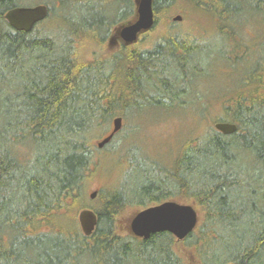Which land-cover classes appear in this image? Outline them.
Instances as JSON below:
<instances>
[{
	"label": "trees",
	"instance_id": "trees-1",
	"mask_svg": "<svg viewBox=\"0 0 264 264\" xmlns=\"http://www.w3.org/2000/svg\"><path fill=\"white\" fill-rule=\"evenodd\" d=\"M41 2L47 17L22 32L4 19L19 0H0V264H186L178 245L196 264H264V63L252 45L237 39L235 47L218 49L224 60H256L220 94L214 123H233L235 132L211 127L186 140L171 168L149 161L152 167L142 169L126 155L133 176L119 160L123 178L87 206L83 187L100 166L96 130L145 107L182 106L191 86L210 72L213 50L199 42L204 34L194 33L197 23L174 30L170 20L148 49L137 41L82 60L77 41L103 40L133 18L134 0H110L109 7L102 0ZM175 4L183 15L213 16L214 32L229 30L231 38L239 29L230 23L264 17V0H154V25ZM127 136L120 130L105 147ZM165 200H187L199 213L182 241L168 232L137 238L118 222L126 208ZM83 208L97 215L88 237L75 220Z\"/></svg>",
	"mask_w": 264,
	"mask_h": 264
},
{
	"label": "rangeland",
	"instance_id": "rangeland-1",
	"mask_svg": "<svg viewBox=\"0 0 264 264\" xmlns=\"http://www.w3.org/2000/svg\"><path fill=\"white\" fill-rule=\"evenodd\" d=\"M102 1L105 7L106 5L107 7L111 5L110 0ZM40 3H42L41 0H19L20 5L26 6ZM180 7V5L175 4L170 12L165 11V15H161L159 21L146 35L143 33V36H139L137 45L142 49H148L151 41L158 37L157 35L163 26L162 24L170 22V20L174 23V30L193 28L192 24L197 23V26L193 28L194 33L204 34L199 39V42L203 43L210 50H213L206 64V67L210 68V72L207 71V77L198 78L195 85L191 86L193 93L190 92L187 98L183 97L184 104L182 106L172 108L145 107L137 116L133 115L122 118L123 124L120 130L121 132H128V136L121 143L118 138H115V142L109 147H105L106 144L96 151L95 156L99 160L100 166L83 187L87 206L91 205V200H93L89 198L91 192L99 190L109 191L117 184L123 170V168L121 169V165L118 167L117 164L120 160L123 166L126 161L124 160L126 155L133 163L137 161V167L142 169H150L152 167L149 165V161H154L159 165L171 168L175 162L174 160L180 155L181 146L186 140L200 138L211 127H214L216 122L214 123L213 118L220 111V102L222 101L220 94L223 92L225 85H228L230 88L234 87L239 75L245 74L247 68L251 67L256 61H253L252 56L240 59L234 57L233 59L229 58L230 60L221 59L218 54L220 46L222 47L223 45L226 48H229V46L235 47L233 45L239 39L251 44V52L255 53L254 56L257 55V58H260L262 61L264 60V17H252V19L250 18L243 21L242 24L240 23L241 27L237 25L236 22L238 21L230 23L234 30L239 29L238 37L231 38L228 36L229 30L225 31L224 34L214 32L217 20L213 16L199 12H190L183 15ZM176 15L181 16L180 21H172V18ZM90 17L96 19L97 16L91 13ZM109 17L112 18L111 13H109ZM79 19L82 20V18ZM120 24L118 23L113 26L103 40H100L98 37H84L86 39H83V41L78 40L76 43L78 57L82 60L91 61L95 57L107 54L112 49L117 50L122 47L120 41H117V45L113 44L108 47L110 37L113 35L115 28ZM101 32L99 31V33ZM110 128L111 123H107L100 130H96V133L100 134V136L92 137L93 143L96 144L98 140L106 136ZM246 157L247 155H245ZM132 169L133 166H128V162L126 161L124 170L127 176H133L134 172ZM137 182H141V180ZM132 187V184L127 186L130 189ZM180 201L188 203L187 200ZM140 209L141 207L126 208L118 221L119 224L127 225L129 217ZM78 210L75 217L77 222ZM59 222L62 224L66 223L67 216H62ZM175 250L181 254L186 264H196L195 260L190 257V252L184 246H175Z\"/></svg>",
	"mask_w": 264,
	"mask_h": 264
},
{
	"label": "water",
	"instance_id": "water-1",
	"mask_svg": "<svg viewBox=\"0 0 264 264\" xmlns=\"http://www.w3.org/2000/svg\"><path fill=\"white\" fill-rule=\"evenodd\" d=\"M154 0H134L135 10L132 19L118 25L110 37V44L119 40L124 45L137 42L139 36L149 31L154 25ZM49 13L45 4L31 6H15L4 13V19L16 31L29 32L39 22L43 21ZM181 16L176 15L172 21H180ZM122 117L117 116L111 121L109 133L96 142L97 148L108 144L114 135L122 128ZM214 129L228 135L236 131V125L227 122H216ZM97 191L89 194L94 199ZM78 224L82 234L90 236L97 225V215L90 208H83L77 215ZM199 222L196 208L189 203L175 200H165L140 209L133 213L128 220L131 234L137 238L148 239L152 234L160 232L170 233L176 241H182L195 230Z\"/></svg>",
	"mask_w": 264,
	"mask_h": 264
},
{
	"label": "bare ground",
	"instance_id": "bare-ground-1",
	"mask_svg": "<svg viewBox=\"0 0 264 264\" xmlns=\"http://www.w3.org/2000/svg\"><path fill=\"white\" fill-rule=\"evenodd\" d=\"M204 46V45H203ZM205 47V46H204ZM145 48V47H144ZM204 50V49H203ZM207 51V50H206ZM264 61V60H263ZM254 63H256V62H254ZM191 84V83H190ZM252 88V87H251ZM234 91V90H233ZM123 118V117H122ZM216 120V119H215ZM214 121V120H213ZM212 121V122H213ZM218 122V121H217ZM213 125V124H212ZM133 131V130H132ZM206 134H208V133H206ZM196 141V140H195ZM110 143V142H109ZM185 144V143H184ZM156 161V160H155ZM137 162V161H136ZM154 164V163H153Z\"/></svg>",
	"mask_w": 264,
	"mask_h": 264
},
{
	"label": "flooded vegetation",
	"instance_id": "flooded-vegetation-1",
	"mask_svg": "<svg viewBox=\"0 0 264 264\" xmlns=\"http://www.w3.org/2000/svg\"><path fill=\"white\" fill-rule=\"evenodd\" d=\"M117 41L119 42V40H116L115 42H113V44H116L117 45ZM121 43V42H120ZM119 44V43H118ZM123 45V43H122ZM119 46V45H118ZM121 46V45H120ZM125 46V45H124Z\"/></svg>",
	"mask_w": 264,
	"mask_h": 264
}]
</instances>
